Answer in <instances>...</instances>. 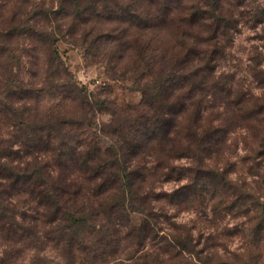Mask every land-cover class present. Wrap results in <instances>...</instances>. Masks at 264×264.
Wrapping results in <instances>:
<instances>
[{
    "label": "rangeland",
    "instance_id": "rangeland-1",
    "mask_svg": "<svg viewBox=\"0 0 264 264\" xmlns=\"http://www.w3.org/2000/svg\"><path fill=\"white\" fill-rule=\"evenodd\" d=\"M239 1L222 0L236 27L218 35L217 55H205L199 44H179L178 28L203 33L182 6L164 13L146 0H0V153L10 148L14 164L31 171L38 138L49 148L80 140L120 151L157 233L137 245L99 211L85 210L86 222L74 225L62 212L49 220L24 191L10 198L0 228V264H264V113L236 104L255 106L264 95V0ZM203 56L212 58L203 94L187 97L182 81L173 89ZM163 90L171 94L163 114L174 117L165 136L152 124ZM211 125L221 133L213 146L203 133ZM37 147L42 174L64 197L95 200L79 171L68 164L61 172ZM209 170L215 184L197 175Z\"/></svg>",
    "mask_w": 264,
    "mask_h": 264
},
{
    "label": "trees",
    "instance_id": "trees-1",
    "mask_svg": "<svg viewBox=\"0 0 264 264\" xmlns=\"http://www.w3.org/2000/svg\"><path fill=\"white\" fill-rule=\"evenodd\" d=\"M146 3L152 2L159 6V11L168 13L175 6H182L187 8V19L190 26L198 24L201 26L203 33H197L190 29H177L176 36L179 40L181 47L188 51L193 50V45L199 44V49H194L196 54H208L219 53L221 50L220 44L217 42L218 35L223 37L228 36L229 30L236 27L237 20L230 14L229 18L223 16L222 0H146ZM240 1L238 0V3ZM134 5V4H133ZM130 18L139 17L138 14L132 11V8L125 6L122 9ZM209 40H213V49H207L205 46ZM190 42V43H188ZM189 53V52H188ZM187 53V54H188ZM213 54V55H214ZM211 56V54H210ZM201 57L198 59V66L196 63V69L190 76L176 78L172 88L175 90L180 86H188L190 91L187 92V97H192L194 94H203L205 90L206 80L202 72H205V68L211 67L212 58ZM204 58V62L202 60ZM188 79V81H186ZM185 80V81H184ZM183 82L182 85L179 84ZM194 81V84H192ZM178 84V85H176ZM185 84V85H184ZM198 90V92H197ZM173 92V91H172ZM163 96L161 100L163 103L169 100L171 94L163 90ZM184 94L180 93L178 99L180 100ZM179 102V101H178ZM238 110L247 115L256 113H264V95L263 98L257 102L255 106L247 105L241 102H236ZM180 110L183 109L184 104L180 102ZM168 105H159L158 111L154 113L153 117L156 119L152 122L154 130L159 132V135L165 136L168 133V127L173 123L174 117L163 114V110ZM199 109V107H198ZM199 110H196V112ZM198 113V112H197ZM175 113V120H176ZM194 125V121H191L188 132L193 134L191 126ZM39 129L42 126L38 127ZM47 130L46 136L52 137L48 132L49 127H44ZM205 137L209 141V145L213 146L218 140L220 129L216 126H210L204 130ZM195 134V133H194ZM87 141V140H86ZM92 141V140H91ZM26 146V142L22 143ZM38 145L44 146L42 153H52L56 159V166L61 172L66 168L75 169L79 171L82 176L90 183L89 191L95 200L91 201V198L79 199L76 197H64L65 191L61 184L57 186L51 184V174H42L40 166L36 162V154L38 152ZM33 151L28 153H34L32 156L34 159L33 168L30 171L28 166H19L14 164L15 152L8 148L5 152L0 153V228H4L5 218L7 217L6 211L9 210L11 205L10 198L16 194L22 192H28L34 199L46 209L49 220L58 218L59 212L66 215V218L70 223L77 224L79 222H86L83 217L87 214V211H93L95 215L98 211L104 214L103 218H106L110 223L122 222L127 226L126 235L130 237L137 245H142L147 238H154L157 236L155 233L156 223L153 220V215L149 211L148 198L145 194H140L135 190L134 181L130 178V173L127 167L120 164V151L109 152V149L102 150L100 146L93 142L83 147V142L76 140L64 141L58 143L51 148L46 147L44 140L38 138L32 143ZM17 153V152H16ZM120 154V155H119ZM67 163L66 165H64ZM70 166H69V165ZM129 174V175H128ZM198 176H206L209 179V184H215L217 179L213 170L201 171L197 173ZM58 188V189H57ZM56 189V190H55ZM264 209V203H262ZM52 214V216H51ZM79 214L81 217H75ZM139 215L140 217L134 218L133 215ZM102 218V219H103ZM174 243L178 246L183 245L182 241L175 237Z\"/></svg>",
    "mask_w": 264,
    "mask_h": 264
}]
</instances>
